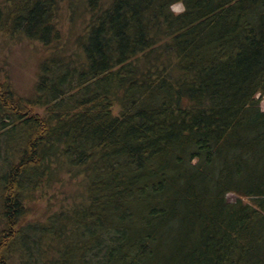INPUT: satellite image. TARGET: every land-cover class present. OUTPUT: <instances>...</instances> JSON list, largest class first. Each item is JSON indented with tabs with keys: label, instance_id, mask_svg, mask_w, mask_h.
<instances>
[{
	"label": "trees",
	"instance_id": "1",
	"mask_svg": "<svg viewBox=\"0 0 264 264\" xmlns=\"http://www.w3.org/2000/svg\"><path fill=\"white\" fill-rule=\"evenodd\" d=\"M0 35L50 49L0 78V264H264V0H0Z\"/></svg>",
	"mask_w": 264,
	"mask_h": 264
},
{
	"label": "rangeland",
	"instance_id": "2",
	"mask_svg": "<svg viewBox=\"0 0 264 264\" xmlns=\"http://www.w3.org/2000/svg\"><path fill=\"white\" fill-rule=\"evenodd\" d=\"M174 13L184 10L182 4H176ZM50 49L39 42H32L22 37L11 39L0 35V78L10 83L11 89L18 97L28 98L35 90L38 81L41 62L49 54ZM264 110V100L261 102ZM63 182L55 183L50 189H45L36 195L29 204L30 213L26 223L36 224L47 221V216L59 210L60 205L72 201L83 191L80 177L70 179L63 175ZM229 202L234 203L237 197L228 194Z\"/></svg>",
	"mask_w": 264,
	"mask_h": 264
},
{
	"label": "clouds",
	"instance_id": "3",
	"mask_svg": "<svg viewBox=\"0 0 264 264\" xmlns=\"http://www.w3.org/2000/svg\"><path fill=\"white\" fill-rule=\"evenodd\" d=\"M170 7H171V9H172L173 11L176 10V6H175V5H172V6H170Z\"/></svg>",
	"mask_w": 264,
	"mask_h": 264
}]
</instances>
